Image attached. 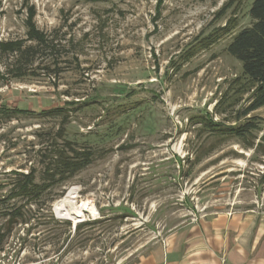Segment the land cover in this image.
<instances>
[{"label": "rangeland", "instance_id": "374dc122", "mask_svg": "<svg viewBox=\"0 0 264 264\" xmlns=\"http://www.w3.org/2000/svg\"><path fill=\"white\" fill-rule=\"evenodd\" d=\"M253 1L0 0V40L26 37L28 4L55 45L21 79L7 75L13 56L0 58V107L39 112L80 100L67 107L65 139L94 152L89 166L27 205L35 217L13 230L0 264H132L202 217L264 211V106L245 113L252 90L228 51L251 25ZM230 19L229 32L216 31ZM207 112L223 126L256 127L244 138L220 135L193 122ZM61 124L60 116L0 115V197L17 172L34 169L42 181L45 155L64 142ZM71 191L74 205L95 210L76 225L101 220L79 233L55 209Z\"/></svg>", "mask_w": 264, "mask_h": 264}, {"label": "trees", "instance_id": "16d2710c", "mask_svg": "<svg viewBox=\"0 0 264 264\" xmlns=\"http://www.w3.org/2000/svg\"><path fill=\"white\" fill-rule=\"evenodd\" d=\"M90 1H108V0H90ZM228 3H225L217 12L220 16L227 11ZM27 7L26 37L18 39L0 40V58L5 55L13 56L12 62L7 68V75L13 79H21L29 75H35L34 66L40 52L46 51L48 48L55 47L53 37L40 29L36 22V7L34 5L25 4ZM252 16L251 25L244 27L238 31L233 40L228 45V51L242 62L243 73L248 79V90L251 92V102L245 113H249L255 109L264 106V0H254L250 8ZM232 20L230 19L226 26L218 28L217 32H229L232 28ZM217 35V34H215ZM212 36V37H211ZM202 45L211 44L215 41L213 34ZM46 68H49L48 66ZM80 100L66 101L67 105L56 106L44 109L39 112L20 107H0V115L9 120L21 113L60 116L62 120L61 128L58 130V137L63 139L62 144L55 143L50 153L45 155V166L42 181H37L36 170L29 172H17V177L13 186L0 197V252L5 250L7 239L13 233L18 225L28 224L32 222L35 213L29 204H39L41 197L53 186L59 182L75 176L82 169L89 166L94 159V152L91 149L79 148L72 141L65 139V123L69 117L67 107L79 105ZM88 103L86 100L84 102ZM196 121L202 125V128L216 132L217 134H226V130L230 133L244 138L248 136L253 127L254 122L248 121L235 126H223L222 122H216L209 112L205 115L196 116ZM57 141V139H56ZM249 147L254 146V139L248 144ZM21 200V201H20ZM40 208V207H38ZM54 221H58L54 218ZM101 220H87L78 223L75 227L77 233L86 226L93 225ZM66 226L71 221H63ZM68 229H71L70 227ZM29 231V229L27 230Z\"/></svg>", "mask_w": 264, "mask_h": 264}, {"label": "crops", "instance_id": "0c3cea01", "mask_svg": "<svg viewBox=\"0 0 264 264\" xmlns=\"http://www.w3.org/2000/svg\"><path fill=\"white\" fill-rule=\"evenodd\" d=\"M132 264H264V211H219L184 225Z\"/></svg>", "mask_w": 264, "mask_h": 264}, {"label": "bare ground", "instance_id": "6f19581e", "mask_svg": "<svg viewBox=\"0 0 264 264\" xmlns=\"http://www.w3.org/2000/svg\"><path fill=\"white\" fill-rule=\"evenodd\" d=\"M74 191H71L61 200L57 201L55 204V209L58 214L71 218L75 222L78 221L80 217L83 216L85 211L90 210L94 212V206L89 201H83L80 205H74L73 198L75 197Z\"/></svg>", "mask_w": 264, "mask_h": 264}, {"label": "water", "instance_id": "95a60500", "mask_svg": "<svg viewBox=\"0 0 264 264\" xmlns=\"http://www.w3.org/2000/svg\"><path fill=\"white\" fill-rule=\"evenodd\" d=\"M74 223H75V225H76L77 221H76V222L74 221Z\"/></svg>", "mask_w": 264, "mask_h": 264}]
</instances>
